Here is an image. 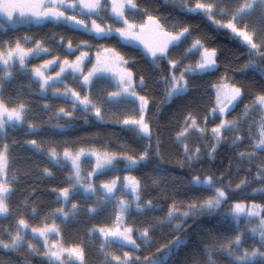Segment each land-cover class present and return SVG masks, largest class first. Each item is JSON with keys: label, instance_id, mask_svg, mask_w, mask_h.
<instances>
[{"label": "snow or ice", "instance_id": "snow-or-ice-1", "mask_svg": "<svg viewBox=\"0 0 264 264\" xmlns=\"http://www.w3.org/2000/svg\"><path fill=\"white\" fill-rule=\"evenodd\" d=\"M173 9L168 16L160 17L150 14L146 9H142L134 0H0V28H7L11 25L15 28L23 24L31 28L33 25H52L53 27H64L73 31H79L86 38L75 43L69 38L64 45L65 37L60 36L57 46L62 48V52L51 55V45L45 46L42 40H35L34 47H27L32 37L25 36V43L17 40L13 46L9 41L0 45V62L4 65V72L7 77H11L16 62L19 63V70L28 73V63L42 55H51V59H44L39 66H33L30 70V79L38 84L39 93H47L51 89V96L61 99L69 107H60L58 111L49 119L56 121L64 120L63 124L57 123V130L63 132L72 127L73 121L82 118L89 121L90 114H94L97 120L104 121V116L108 108L104 105H111L117 98H124L126 104L132 106L133 115L126 116L119 120V112H127L125 107L118 110L114 117L128 131L132 132L134 138L139 142L142 149L139 157L129 155L126 149L120 152L97 151L92 149L86 151L81 147L73 152L69 147H64L63 155L57 148H52L46 153L47 158L53 163L63 168L70 162L69 175L66 177L68 187L59 189L56 197L62 202V206L53 212L52 218L57 215L68 216L69 211L75 215L77 205L73 204L71 210H65L63 204L70 201L76 193L83 191L91 193L98 198V202L112 203L115 206V227L99 228V234L103 238L100 242V250L103 252L107 246L117 242L121 247H130L135 250L141 249L142 244H151L150 233L156 226L167 224L175 234L173 239L165 247L164 251L157 249L158 256H146L142 264H168V259L175 255L180 248L185 247L186 239L196 246L191 254L192 264H221L218 256L227 258L226 264H264V204H245L235 202L228 205L234 199L235 193L230 192V184H222L223 177L217 178L212 175H191L184 187V200L180 201V206L175 201L168 207L167 215L159 221V224L149 218L145 227L140 232L137 239H134V229L131 226H123L127 223L125 214L130 213V208L135 205L137 214L144 215L151 212L155 207L152 201L143 204L141 196V182L133 175H125L120 179V172L131 173L149 163L153 154L159 158L161 141L157 138L153 143L154 134L150 128L146 113L149 110L150 102L147 95H141L138 90H145L148 87L143 75L139 82L134 80V73L130 68L129 61L116 46H106L99 43L115 39L120 47L133 46L140 50L143 56H147L150 65L156 73L154 85H163L164 100L168 102L173 97L181 96L188 91V86L193 79H203L214 76L220 71L218 63L219 55L216 48L207 46L206 41L196 36L192 37L191 26L184 17L198 16L206 18L218 30L226 29L242 41L247 48V61L245 68L254 72H260L264 77V68H260L258 61L264 63V27L261 28L259 42L256 35L248 31L247 19L253 13L259 12L261 24L264 25V0H165ZM231 18H228V17ZM90 21V23H89ZM99 21V22H98ZM226 21V22H225ZM244 27H241V25ZM55 35V33H54ZM51 37H49V40ZM187 43L180 58H177L175 50ZM6 45V47H5ZM95 48V55L92 50ZM102 53L107 54L102 56ZM61 56L63 58H61ZM74 57V59L72 58ZM184 60H189L184 64ZM194 61V62H193ZM91 65V67H89ZM181 65H183L181 67ZM165 68L167 72L165 74ZM177 71L179 75H177ZM51 73V74H49ZM106 74L110 86L116 91L109 92L107 97L94 102L92 96V86L95 81ZM227 73L219 78V81L211 84L206 92H215V103L211 109V116L218 118L219 123L211 129L212 143L208 150L209 159L215 155V150L222 142H225L224 133L241 131V118L234 120L227 119V116L235 110V107L244 98V86H237L236 83H228ZM114 82V83H113ZM264 83V81H262ZM101 106H97V105ZM45 108L50 110V105L45 104ZM259 110L260 117L258 123V139L256 121L249 123L247 134L252 139V149L250 153H240L241 160L247 159L252 162L254 154L264 152V89L256 95L251 104H245L242 119L247 121L250 111ZM138 114V119L136 115ZM29 119L28 109L25 103L9 106L0 97V214H10V205L6 201L10 200L11 185L16 182V177L8 175L10 167L7 157L11 156V147L15 140L8 142L9 129L22 127ZM208 120V117H205ZM185 127L178 133L176 140L186 139L189 129L197 127L196 117L189 114L184 121ZM41 129L32 123L27 124V133L40 131ZM201 136L206 134V128H201ZM242 137L236 135L232 140V146L238 147V142ZM67 143V141H66ZM30 147L37 151H43L44 141L32 139L28 141ZM205 145V148H208ZM183 159L179 161L180 166L185 165L191 170L193 165L201 162V150L192 152L185 145L181 153ZM94 158L95 164L87 176H82L84 162ZM264 163V162H262ZM123 165L121 169L118 165ZM45 172L51 176L52 173L45 168ZM110 176L104 180L99 188L95 187L94 177ZM257 178L261 187L254 188L253 194H258L264 198V168H258ZM247 179H242L236 185V189H241L248 185ZM122 186V187H121ZM119 193V195H117ZM181 192L176 190L173 196H179ZM130 196L131 199H127ZM187 201V203H185ZM228 205L226 211L221 214V209ZM183 207V211H181ZM95 211V209H90ZM35 213L36 210L34 209ZM222 227L215 225L205 226L200 233L186 237V233L191 231L188 224L190 218L208 217L217 219L221 217ZM49 217H45L47 221ZM243 220V223L241 221ZM195 222V221H194ZM29 224L25 219H20L16 225L15 233L11 229H6L0 234V249L10 252H20L27 242V251L31 254H41V249L32 241L43 240L42 255L46 258V264H65L64 254L68 257H75L79 264H84L85 255L80 247H64L62 242L52 240L50 237L59 235V229L53 222L44 223L42 227H32L31 234L25 230ZM207 235H204V233ZM95 234V229L90 235ZM250 239L251 244L245 246V241ZM203 247H200V246ZM203 256V260L198 258ZM133 253L125 251L123 259L113 256L112 260L119 264H141L139 256L132 258ZM112 260L107 259L105 253V264H112ZM2 264V262H0ZM75 264V262H73Z\"/></svg>", "mask_w": 264, "mask_h": 264}, {"label": "trees", "instance_id": "trees-1", "mask_svg": "<svg viewBox=\"0 0 264 264\" xmlns=\"http://www.w3.org/2000/svg\"><path fill=\"white\" fill-rule=\"evenodd\" d=\"M157 1L160 2L161 0ZM206 1L210 2L209 0ZM139 7L160 17H164L166 14L169 15V13L173 11V9L165 11L161 8L159 3H156L155 1L153 2V0H147V3H143V5L140 4ZM228 18L231 17L229 16ZM187 23L191 26L192 30V37L189 38V41L192 38L199 36L206 41L207 46L217 49L220 71L214 76L191 80L188 86V91L185 94L173 97L166 103L163 102V85H154L156 73L150 65V60H148L146 56H143L137 47H131L134 50H121L126 59L129 61L134 77L143 75L148 84L147 89L143 92L147 95L150 102L148 117L150 116L151 118L150 128L154 134L153 143H155L157 138L161 141L159 158L153 154L151 161L148 164L152 165L155 170L171 173L173 177H176L177 175L189 179L191 175L196 174L212 175L217 178L223 177L221 183L228 184L229 181H231L229 191L235 193L234 199L230 200L228 205H231L233 202L244 197L247 198L246 202H253L255 200L252 195L253 189L262 186L260 180L257 178V170L258 168H264V163H262L264 162V152L257 151L254 154L251 163H249L246 158L241 160L240 153L244 152L247 154L253 151V141L248 137L247 129L249 123L252 120H255L257 128L256 139H258L260 112L258 109L250 111V116L247 121L242 119V113L244 105L251 104L255 96L260 94L261 90L264 89V83H262V81H264V77H262L258 71L254 72L251 69L245 68L248 50L242 41L236 38L230 30H218L214 25L207 21V19L201 22L195 21ZM106 44L110 47H117V43L115 41H109L106 42ZM185 47H187V43L175 50L177 58H180V55L183 53ZM104 55L106 56L107 54ZM189 62V60H184L183 63L188 64ZM31 65L35 66L34 62ZM258 65L260 68H264V63L258 61ZM182 66L183 65H181V67ZM14 68H17V62ZM166 72L167 68H165V74ZM225 73H227L229 78L228 80L236 82L238 86L241 84L244 86V98L239 103L238 108L234 110V114L229 117V119H234L235 116L236 119L241 118V131L239 133L225 132L223 134L225 142L220 144V146L215 150L214 157L209 159L207 153L210 149L211 143L213 142L211 138V128L217 124L219 119L211 116V109L215 103V92H206L205 89H210L211 84L218 82L219 78L225 75ZM20 75V72H16L17 79H19ZM26 77L30 83L33 82L29 78V74ZM228 80L227 82L230 83ZM26 85L27 83H24L23 81L18 83L17 94L22 97H25L26 95L27 99H25V101L30 104L31 112L33 110L37 117H41V115H43L42 118L44 119V123L42 120L35 121L33 124L37 127L39 126V128H48V130H45V133L41 135V132L39 131L35 134H26V130L24 129L25 125L21 128L12 129V138L8 140L9 142L15 140L16 143L10 149L12 155L7 157V163L10 167L8 175L15 176L16 182L10 186L12 194L10 200L6 201V203L10 205V222L12 225H16L15 221L25 219L29 225L38 226L44 225L45 222L50 224L52 221L51 214L53 212V204L56 201L54 192L56 188L64 184L63 180L60 179L57 174L54 173L49 176L45 172V168H47L49 172L52 168L48 164L50 161L45 153L50 151L57 144V142L59 144H57L56 147H60V145L62 147L64 144L60 141L59 136L61 134L69 133L67 131L74 126H78L77 124L81 122V119L77 118L74 120L72 127L64 130L63 132L57 130L55 127L57 123L63 124L64 120L54 122L55 120L52 119L49 123V119L53 116V113L50 112L45 114L42 112L41 108L44 107V105H42V102L39 100L41 97L32 93H27ZM189 114L196 117L198 125H203L199 126L200 129L206 128V134L201 136L197 126L195 129H189V132L185 134V140L177 141L176 137L178 133H181L184 130V121ZM206 116L208 117L207 121L205 120ZM106 122L107 125H111L114 129L121 128V124L118 123L116 119ZM45 134L55 136L56 139L53 138V140L47 141L43 151H37L29 146L28 141L30 140H28V138L31 135H36V138L34 139L39 141ZM130 134L134 137L132 132H130ZM236 135L241 136L242 139L238 142V147H233L232 140L235 139ZM82 136V138L78 139L79 141L87 139L86 135ZM110 141L112 140L108 139V143ZM185 145H187L192 152H195L196 149L199 148L202 153L201 162L194 164L191 170L186 165L181 167L179 163V161L183 159L181 153L183 152ZM205 145H208L209 147L205 148ZM118 167L122 169L123 165H118ZM60 175L65 177L62 171H60ZM242 179H247L249 182L248 185L242 187L241 189H236V185L239 184ZM159 186L160 187L157 189V192H155L160 197L167 196L172 198L174 197L173 192L176 190L181 192V195L177 197H183L184 189L180 184L178 185L176 183L173 186ZM228 205H226L224 209L220 210L221 214L227 210ZM34 209L36 210L35 213L33 212ZM45 217H49V219L45 221ZM221 220L222 215L217 219L208 217L190 218L188 220V224L191 225V231L186 233V237H191L200 233L201 229L205 226L215 225L217 228H220L222 227ZM159 230L161 232L164 231V229H157V226L151 231L150 247L148 245L145 246V249L138 250V256L140 257L141 264L143 262V258L146 256H153V258L158 256L159 253H157V249L164 251L165 247L169 244V241H171L175 235L174 233L169 235L170 232L167 231L165 234H162L163 240H158L160 237H156L155 234L158 233ZM168 230H172V228ZM204 235H207V233L205 232ZM155 242L156 246L154 244ZM164 242L165 244L162 245ZM251 243L252 241L248 239L245 241V246H248ZM91 247L84 249L85 258L88 260L89 264H105V256L103 257L98 253L95 254V251L93 252V247L95 246L92 245ZM195 247L194 243L186 239L185 247L180 248L175 255L171 256L168 259V264H192L191 254ZM200 247L203 246L201 245ZM13 257L16 256L13 255ZM20 257L24 258L25 256L21 255ZM25 258H27V256ZM40 258L33 257L31 253L28 254V260H30L32 264H44L41 256ZM107 258L109 257L107 256ZM198 258L203 260L202 255H198Z\"/></svg>", "mask_w": 264, "mask_h": 264}, {"label": "rangeland", "instance_id": "rangeland-1", "mask_svg": "<svg viewBox=\"0 0 264 264\" xmlns=\"http://www.w3.org/2000/svg\"><path fill=\"white\" fill-rule=\"evenodd\" d=\"M239 2L243 3L244 0H239ZM246 23L248 25V31L251 34L256 35L257 42H259L260 35H261V28L264 27V25L261 24V21L259 18V12L257 11L256 13H253V15L247 19ZM241 27H244V25L242 24ZM83 38H86V37H84L82 33H78V39H83ZM7 41H9L13 45V42H14L13 39H8ZM99 43H102L108 46L105 41H100ZM0 45H2V40L0 41ZM92 55L93 56L95 55V48L92 50ZM102 56H104L103 53H102ZM72 58L74 59V57ZM18 67H19V64H18ZM32 67L33 65L29 67V70H31ZM89 67H91V65H89ZM3 71L0 69L1 75ZM109 75L110 74H106L105 76H102L101 78L97 79L95 83L93 84L92 91L94 93H92V96H93L94 102L97 99L102 100L106 98L109 92L116 91V89L110 86L109 84V81L107 79V76ZM177 75H179L178 71H177ZM228 81L230 83H236L234 81H230V80ZM28 85L29 84H27L26 86ZM37 88L39 92L38 84H37ZM143 91L144 90L141 91V95H145ZM35 92H37L36 89L33 90V93ZM11 95L13 94L11 93L10 96ZM40 95L45 96L46 98H53L51 96V89H49L47 93H40ZM14 103H19V102L16 101L14 98ZM238 106L235 107V110L238 108ZM57 107L59 106L57 105ZM103 107L108 108V112H106L104 116L105 119L108 118V116H110L111 114L116 116L118 110L123 109L125 107L128 109V111L119 112L120 121H122L126 116L133 115L131 111L132 106L130 104H126L124 98L122 99L117 98V100L113 102L111 105L106 104ZM232 114H234V111H232L227 116V119H229V117ZM147 115H148V112L146 113V116ZM36 117L37 115H35L34 113V115L30 117V119L36 120ZM136 118L137 119L139 118L138 114L136 115ZM147 119L150 124L151 123L150 116L149 117L147 116ZM234 119H236V116ZM234 119H229V120H234ZM84 123H85V126L78 127L77 129H75L73 132L69 134H61L59 136V139L61 142H66V141H71V142L78 141L79 142L78 139L82 138L83 137L82 135H86V138H87L86 141L88 144H86L82 140L80 143H78L75 146L69 147L68 144H66L63 147H56L57 144H59L57 142V144L54 147L58 149L61 156L63 155L64 147H69L73 152L78 151L81 147H83L86 151L95 149L97 151H101V152L108 151L110 153L120 152L121 149H126L129 155L134 154L135 156L139 157L140 152L142 151V149L139 147V142L137 140L135 141L134 137L121 123H120L121 124L120 129L119 128L114 129V127H112L111 125L110 126L103 125L104 121L101 122L100 120H97L94 114H90L89 121L88 122L84 121ZM218 123H219V120L217 124ZM197 126H198V130H200L199 126H203V125L197 124ZM8 131H9V137H10L12 133L10 130ZM34 138H36V135H31L28 138V140H31ZM53 138L56 139L55 136H50V135L45 134L42 137V141H44L43 148L45 144L47 143V141L53 140ZM108 139H111L112 141L108 143ZM49 161L50 162H48V164L50 165V167H52L50 169V172L52 174L54 173L57 174L59 178L63 180V183H64L62 186L57 188L56 193H55V197H57L60 188L68 187V184L66 182V177L69 175L68 169L70 168L71 165H70V162H68L63 168H61L60 166L57 167V164L53 163L51 160ZM94 164H95L94 158H92L90 162L87 160L84 162V165H83L84 175L87 174L89 171H91ZM60 171L64 173L65 177H62L60 175ZM129 174L136 176V178L140 180L141 182L142 207H143V204L147 203L148 201H152L153 204L155 205V207L152 209L151 212H148L144 215L137 214L135 210V205H132L130 208V213L125 214L124 218L127 221V223L123 226H131L133 227L134 232L136 229L137 231H139V234H140V232H142L145 227H149V224L146 223V221L149 218L154 219L157 222V224H159V221L161 220V218L167 215L168 207L170 204L173 203V201H175L177 205L180 206V201L184 200V196L183 197L174 196L172 198L167 197V196L160 197L156 193L157 189L160 187L159 185H166V186L172 185L173 186L176 183L178 185L179 184L181 185L182 183L183 185H186L188 179L182 176H177V175L176 177H173L172 174L169 172L155 170L153 166L148 163L142 167H139L138 169L133 170L131 173H126L124 171H121L120 179L123 180V177ZM93 179L95 181L94 186L99 188V185L104 180L110 179V176H100L98 178L94 177ZM117 195H119V193H117ZM252 195L254 196L253 199H255L253 203L259 202L257 204H264V198H261L258 194H252ZM127 199H131V197L128 196ZM246 201H247V198L244 197L235 202H244L245 204L252 203V202H246ZM185 203H187V201H185ZM73 204L77 205V210H76L75 215H73L72 212L69 211V214L67 217L63 215H57L55 219L52 218V221L50 222V224L54 222L57 225L60 233L58 236L53 235L52 237H50L49 243H52V240H58L62 242L63 246L66 248L78 246L84 249L86 247H91L93 244V246H95L93 247V251H96L95 254H97V251L100 249V242L103 239L100 236L98 230L100 227H105V228L115 227V220H116L115 206L112 203H107V202L101 204L98 202L97 197L93 196L91 193H85L83 191L76 193L75 196L70 201H68L66 204H63V207L65 208V210H71ZM61 206H62V202L57 201L56 199V201L53 204V212H55V210L60 208ZM90 209H95V211H90ZM183 210H184L183 207H181V211ZM241 223H243V220L241 221ZM33 227H37V226H33ZM93 229H95V234L90 235V232ZM157 229H164L163 232L159 230L158 233L155 234L156 237H160L158 240H163L162 234H165L167 231L170 232L169 235H172L173 233L172 230H168V229H171V227L168 226L167 224H163L162 226H157ZM28 232L29 233L31 232V228H28ZM14 233L15 232H13V234ZM133 238L137 239V235H134ZM137 242L141 243L139 239H137ZM156 242H155V246H156ZM164 244L165 242L162 245ZM99 251L101 253H106L107 256L108 255H110L111 257L119 256L121 257V259H123V254L125 251L133 253V257H132L133 259H135V257L139 255V253H137L136 251H133V249H131L130 247H127V246L121 247L120 244L117 242H113L110 246H107L103 252L101 250ZM217 259L221 263L226 264V260H227L226 257L218 256ZM64 260H65V264H73V262H75V264H79V262L75 260V257H68L67 253L64 254ZM2 264H6V263L2 261ZM84 264H89L88 260L85 259ZM112 264H119V262L112 260Z\"/></svg>", "mask_w": 264, "mask_h": 264}, {"label": "flooded vegetation", "instance_id": "flooded-vegetation-1", "mask_svg": "<svg viewBox=\"0 0 264 264\" xmlns=\"http://www.w3.org/2000/svg\"><path fill=\"white\" fill-rule=\"evenodd\" d=\"M154 1L156 3H159L161 5V8H163L165 11L172 9L171 5L169 3H166L165 0H161L160 2H158L157 0H153V2ZM209 1L214 2V0H209ZM134 2H136L138 5H140V4L143 5V3H147V0H134ZM193 2H195V0H193ZM206 2H208V1H206ZM233 3H235V0H233ZM147 12L152 14L149 11H147ZM166 16H168V14H166ZM184 19H186L187 22H195V21L201 22V21H203V18L198 17V16L184 17ZM0 20H3L2 16H0ZM54 33H55V35H54ZM13 35L16 36V39L13 42L14 44L16 43L17 40H20V42L22 44H24L25 43V41H24L25 36L32 37L31 42H28L26 44L27 47H34L35 46V40H37V39L44 41L45 46L51 45V47H52L51 55H56L58 52H62V48H59L57 46V42L60 40L61 35H63L65 37V39L63 41L64 45L67 44V40L69 38L73 39V41L75 43L77 41L75 31H73L71 29L64 28V27H53L50 24L47 26L33 25L31 28H29L27 25H23V24L17 25L15 28H13L11 25H8L6 30L5 29L0 30V41L1 40L7 41L8 39H12ZM49 37H51L50 40H49ZM131 47H135V45L118 47V49L119 50L121 49L122 51H125L127 49L134 50ZM51 55H42L38 58L32 59L30 62H32V63L34 62L35 66H39L43 62L44 59H51ZM61 58H63V57L61 56ZM11 72H12L11 77H7V79L11 85L14 84L17 86L18 83L22 82V78L19 77V79H17L16 71L11 70ZM49 74H51V73H49ZM4 217H5V215L0 214V219H3ZM0 229L2 230L1 233L3 234L4 231L8 228L0 226ZM34 244H36V246L42 250L40 242L37 243V241H36ZM26 252H28L27 251V242H25V244L23 245V250L18 252V253L23 255ZM35 255L39 256V254H35ZM0 260H5L7 264H28L29 263L28 260H23L22 258L13 257V255L10 251H6L3 249H0Z\"/></svg>", "mask_w": 264, "mask_h": 264}, {"label": "bare ground", "instance_id": "bare-ground-1", "mask_svg": "<svg viewBox=\"0 0 264 264\" xmlns=\"http://www.w3.org/2000/svg\"><path fill=\"white\" fill-rule=\"evenodd\" d=\"M230 135V134H229ZM253 203V202H252ZM257 204V203H256ZM100 250V249H99ZM94 252V251H93ZM96 252V251H95ZM98 252V251H97ZM92 253V252H91ZM93 255V254H92ZM91 260V259H90Z\"/></svg>", "mask_w": 264, "mask_h": 264}]
</instances>
